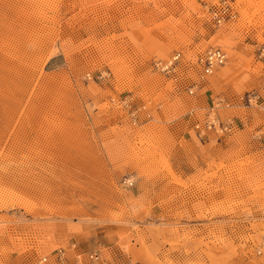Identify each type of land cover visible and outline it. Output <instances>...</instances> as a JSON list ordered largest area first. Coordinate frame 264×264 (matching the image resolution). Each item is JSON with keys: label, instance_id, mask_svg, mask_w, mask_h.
Wrapping results in <instances>:
<instances>
[{"label": "rangeland", "instance_id": "rangeland-1", "mask_svg": "<svg viewBox=\"0 0 264 264\" xmlns=\"http://www.w3.org/2000/svg\"><path fill=\"white\" fill-rule=\"evenodd\" d=\"M219 1L0 0V264H264V0Z\"/></svg>", "mask_w": 264, "mask_h": 264}, {"label": "built area", "instance_id": "built-area-1", "mask_svg": "<svg viewBox=\"0 0 264 264\" xmlns=\"http://www.w3.org/2000/svg\"><path fill=\"white\" fill-rule=\"evenodd\" d=\"M212 19L214 20L215 24H220L229 18L233 16L232 13V6H231V0H221L217 5H214L211 10ZM198 60L202 63V68L205 73H210L212 69L215 67V65H223L225 61V54L223 51H220L219 49L214 50H208L205 53H202L198 56ZM180 61V53H176L172 59L168 62H165L167 64H163L161 61H158L154 63L155 68L160 72L168 76L169 74L173 73L174 67L179 63ZM160 69V70H159ZM190 92V91H189ZM216 115L209 116L207 114L203 125L200 127L199 123H195L194 127L198 129L199 135L203 134L205 131L210 130L211 128L221 130V128H226L227 126L220 125L219 121L216 120ZM64 250L58 249L55 252V260L58 262H61L64 259ZM93 256H96L94 254H90V258H93ZM97 258V257H95ZM46 258H41L39 260L40 263L46 262ZM129 264V263H128Z\"/></svg>", "mask_w": 264, "mask_h": 264}, {"label": "bare ground", "instance_id": "bare-ground-1", "mask_svg": "<svg viewBox=\"0 0 264 264\" xmlns=\"http://www.w3.org/2000/svg\"><path fill=\"white\" fill-rule=\"evenodd\" d=\"M214 49H219V48H210V49H208V50H214ZM208 50H206V51H208ZM220 51H223V50H221V49H219ZM206 51H204L203 53H205ZM224 52V54H225V61H226V59H227V53L225 52V51H223ZM176 54V53H175ZM174 54V55H175ZM174 55H172L170 58H168V59H166V60H163V61H161L164 65L165 64H167V63H165V62H168V61H170L171 59H172V57L174 56ZM198 56H197V58H196V63L198 64V66L201 68V71L203 72V74H205V75H208V74H211L217 67H219V66H222V65H215V67L212 69V71L210 72V73H205V71H203V66H202V63L200 62V60H198ZM160 61V60H159ZM225 61H224V63H225ZM156 62H158V60H156L155 61V63ZM223 63V64H224ZM177 66V65H176ZM175 68L176 67H174V70H175ZM160 70V69H159ZM158 71V70H157ZM163 74V73H162ZM163 75H165V74H163ZM166 76V75H165ZM167 77H172V73L171 74H169ZM173 78V77H172ZM218 106V105H217ZM216 107V106H215ZM207 114H209V116H212L213 114L215 115V113H214V107L213 108H210L209 109V111L207 112ZM214 117H216V116H214ZM216 120L217 121H219L218 120V118L216 117ZM59 249H62V248H59ZM58 250V249H57ZM56 252V251H55ZM258 252H260L259 250H258ZM94 257V256H93ZM41 258H46V260H48V257L47 256H42V257H40V259ZM54 259H55V253H54V257H53Z\"/></svg>", "mask_w": 264, "mask_h": 264}]
</instances>
